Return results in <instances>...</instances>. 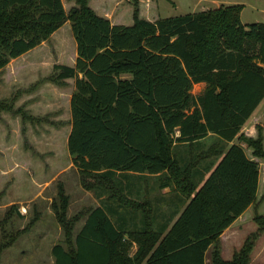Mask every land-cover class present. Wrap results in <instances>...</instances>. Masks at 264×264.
<instances>
[{
  "label": "trees",
  "instance_id": "1",
  "mask_svg": "<svg viewBox=\"0 0 264 264\" xmlns=\"http://www.w3.org/2000/svg\"><path fill=\"white\" fill-rule=\"evenodd\" d=\"M74 1L77 7L66 13L61 0H0V73L70 22L75 66L55 64L34 86L64 87L75 79L67 149L81 185L142 220L130 227L102 207L69 217L70 198L59 184L52 209L65 246L53 247L54 264H205L209 250L211 264H251L264 214H255L257 231L229 261L220 237L256 204L258 163L234 144L215 154L221 159L213 170H199L198 158L183 167L174 147L214 134L224 148L236 139L264 162L261 126L255 138L242 132L264 100V23L243 24L242 5L149 21L133 0L132 24L113 25L90 0ZM199 83L206 87L195 96ZM0 109L9 108L0 102ZM131 174L159 175V188L172 187L187 203L170 227H156L150 201L127 196L123 179ZM15 240L3 241L0 255Z\"/></svg>",
  "mask_w": 264,
  "mask_h": 264
},
{
  "label": "rangeland",
  "instance_id": "2",
  "mask_svg": "<svg viewBox=\"0 0 264 264\" xmlns=\"http://www.w3.org/2000/svg\"><path fill=\"white\" fill-rule=\"evenodd\" d=\"M64 4L66 13L77 7L74 0H64ZM232 5L243 6V24L264 23V0H139L138 8L140 18L157 20ZM89 6L111 23L132 24L133 0H90ZM65 24L46 44L31 51L29 57L11 61L0 73V102L9 108L0 109V244L12 236L16 239L2 251L0 264H54L53 247L58 244L65 246L64 231L52 209L53 202H57L59 184L70 198L69 217L80 211L86 217L98 205L94 192L82 187L80 174L64 148V133L71 123L65 96L60 93V87L51 83L34 86L52 74L55 64L71 61L75 40L70 22ZM25 62L34 65L36 70L24 74L26 80H21V85L24 84L25 88H19V80L23 77L15 73ZM13 76L17 84L14 86L11 83ZM45 84L47 86L43 89ZM202 90V85L194 86L192 94L197 95ZM22 112L35 121L24 120ZM254 116L260 117L264 134V102ZM260 177L258 201L250 211L253 222L255 214H264L263 161ZM85 217L77 223L75 236ZM32 220L33 225H28ZM254 225L258 229L255 222ZM3 232L8 235L7 239ZM17 232L21 233L18 235ZM252 234L243 236L240 244L243 245ZM259 238L256 245L260 241L263 247L258 256L251 255V264H264V233ZM237 244L236 252L240 250ZM133 248L131 253L135 252ZM222 256L227 261L232 259L227 252Z\"/></svg>",
  "mask_w": 264,
  "mask_h": 264
},
{
  "label": "crops",
  "instance_id": "3",
  "mask_svg": "<svg viewBox=\"0 0 264 264\" xmlns=\"http://www.w3.org/2000/svg\"><path fill=\"white\" fill-rule=\"evenodd\" d=\"M61 1H62L64 10H65L64 0H61ZM65 12H66V10H65ZM99 16H101V15H99ZM102 17H105V16H102ZM146 20L155 21L151 18H146ZM112 24L113 25H126V24L121 23V22H116V23H112ZM65 26H66V24L63 25V27H61L54 34L61 31ZM70 29H71V27H70ZM54 34H52V36ZM46 42L47 41L43 42L40 46H38L37 48H35L33 50H37L42 45L46 44ZM33 50H31V51H33ZM31 51H29L28 53L24 54L23 56H21L17 59H14L12 61L17 62V60L18 59L20 60V58H22V57L24 59L29 57V54L31 53ZM76 58H77V53H76V42H75L73 57H72L71 61L67 62V63L60 64V65H66L67 64L66 66L74 67L76 64ZM34 70H36L35 66L30 65V63L25 62L23 64H20L19 68H17V72L15 73V75H19L20 77L22 74V77H23V79L19 78L20 79L19 80L20 84L18 86L19 88L20 87L25 88L24 84L21 85V80H23L24 82L26 80V79H24V74L32 73V72H34ZM80 77H81V75H80ZM14 78H16V77L13 76L11 79V83L13 84V86L17 85L16 82L14 81ZM65 83H66V85L64 87H60V89H61L60 93L63 94V97L65 96L64 101H65V103H67V113L71 117V105L70 104H71L72 95L75 92V79H67L65 81ZM25 84L27 85V83H25ZM197 85L203 86V90L201 91V93H202L206 87L205 84L199 83V84H195L194 86H197ZM46 86L47 85L45 84L44 86H42V88L44 89ZM201 93H199L195 96H198ZM263 102H264V100L262 101V103ZM256 111H255V113H256ZM252 117L249 120V122L243 127L242 132L248 137L255 138L257 136V131L255 129L257 126H261V124L259 122L260 117H258V116L255 117L254 115ZM71 120H72V117H71ZM250 123H253V124L250 125ZM261 127H263V126H261ZM71 129H72V125L70 123L69 126L67 127V130L64 133L65 151H68L67 141H68V137H69V134L71 132ZM179 136H180V132L177 131L175 134V137H179ZM234 144L242 147L245 151L247 158L258 163V165H259L258 191H257V201H258L259 191H260V183H261L260 182V180H261V177H260L261 161H260V159L253 158L251 156V150L248 149L246 144L239 143L235 139L232 142L227 143L226 147L224 148V141L221 138H219L218 136H216L214 134H209L206 138L199 140L197 142H194L192 144H190L189 142H187V143H176L174 148H175L176 155H177L178 159L180 160V163L183 167H186L191 162H194V160L196 158H198L197 168L199 170H213L221 159V157H217L215 154L218 153L222 149H223V153H225L226 150ZM27 167H28L27 170L29 171L31 168L29 165ZM129 176H130L129 179H123V184L126 186L127 196L136 202L150 201L153 205V208H154V213H155V218H156V227L160 228L162 226L161 224L164 225V223H168V222H170V224H169V227H170L174 223V221L178 218L180 213L184 210L187 203L183 202L181 200L179 194L172 187H165L163 189H160L159 188L160 183L158 182V176L159 175L149 176L146 178L144 176L132 175V174ZM32 183H34V181ZM32 183H31V185H32V188L34 191V184H32ZM95 197L97 198L96 200L98 202V205L95 208L102 207L106 211L107 216L111 220H113V221L125 220V223L124 222L123 223L127 224L130 227H133L135 225H139V226L141 225L142 215L140 213L135 214V212L133 210H129V209L123 210V209L119 208L117 205L113 204L112 202L107 201L106 195H103L101 197H97L95 195ZM253 207H254V205L250 206L240 217H238L236 219V221L229 228H227L223 232V234L220 237L221 255H223V254H225V252H227L228 256L233 257L234 253L236 252L235 244L238 242L237 245L240 246L238 248H241L243 246V245H241L242 244L241 238L243 236H248V234L250 232L254 233L255 231H257V227L254 225V222H253V217L250 214V211H251V209H253ZM84 222H85V219H84ZM84 222H83V224H84ZM83 224H82V226H83ZM242 233H243V235H241ZM240 240H241V244L239 242ZM262 247H263V245L260 244V241H259V244H257L253 250V253L255 256L256 255L258 256V254L260 253V249ZM133 249H134V251H136L137 247L135 246ZM205 264H211L210 250L205 255Z\"/></svg>",
  "mask_w": 264,
  "mask_h": 264
}]
</instances>
